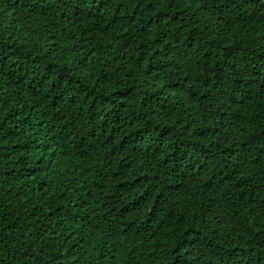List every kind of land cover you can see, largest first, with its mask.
Instances as JSON below:
<instances>
[{
    "label": "trees",
    "instance_id": "obj_1",
    "mask_svg": "<svg viewBox=\"0 0 264 264\" xmlns=\"http://www.w3.org/2000/svg\"><path fill=\"white\" fill-rule=\"evenodd\" d=\"M0 264H264V0H0Z\"/></svg>",
    "mask_w": 264,
    "mask_h": 264
}]
</instances>
